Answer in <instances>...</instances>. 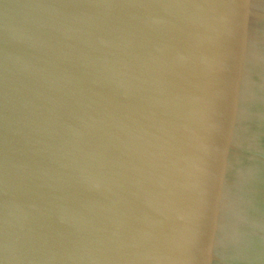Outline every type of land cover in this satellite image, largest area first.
<instances>
[{
	"label": "water",
	"instance_id": "water-1",
	"mask_svg": "<svg viewBox=\"0 0 264 264\" xmlns=\"http://www.w3.org/2000/svg\"><path fill=\"white\" fill-rule=\"evenodd\" d=\"M0 264H264V0H0Z\"/></svg>",
	"mask_w": 264,
	"mask_h": 264
}]
</instances>
